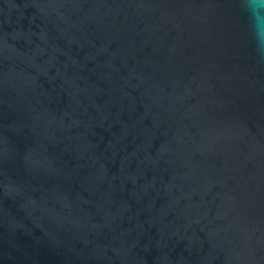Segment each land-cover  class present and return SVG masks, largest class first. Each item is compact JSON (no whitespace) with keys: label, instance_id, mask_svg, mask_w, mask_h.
Returning <instances> with one entry per match:
<instances>
[{"label":"water","instance_id":"95a60500","mask_svg":"<svg viewBox=\"0 0 264 264\" xmlns=\"http://www.w3.org/2000/svg\"><path fill=\"white\" fill-rule=\"evenodd\" d=\"M0 264H264L247 0H0Z\"/></svg>","mask_w":264,"mask_h":264},{"label":"clouds","instance_id":"9594fccd","mask_svg":"<svg viewBox=\"0 0 264 264\" xmlns=\"http://www.w3.org/2000/svg\"><path fill=\"white\" fill-rule=\"evenodd\" d=\"M247 11L252 19L258 53L264 55V0H247Z\"/></svg>","mask_w":264,"mask_h":264}]
</instances>
